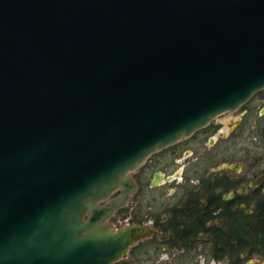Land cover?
Segmentation results:
<instances>
[{"label": "water", "instance_id": "95a60500", "mask_svg": "<svg viewBox=\"0 0 264 264\" xmlns=\"http://www.w3.org/2000/svg\"><path fill=\"white\" fill-rule=\"evenodd\" d=\"M262 88L264 0H0V264L164 238L106 222L129 172Z\"/></svg>", "mask_w": 264, "mask_h": 264}, {"label": "flooded vegetation", "instance_id": "af4514ba", "mask_svg": "<svg viewBox=\"0 0 264 264\" xmlns=\"http://www.w3.org/2000/svg\"><path fill=\"white\" fill-rule=\"evenodd\" d=\"M247 101L238 106L241 114L249 108ZM239 122L240 119H228L226 133L219 130L218 124L208 123L177 139L170 144V162L153 171L152 182L155 174L157 180L164 181L180 176L174 183L177 189L161 202L163 210L152 217L151 223L165 235L164 238L150 237H155L160 248L168 253L167 262L188 256L187 259L198 264V254L206 250L207 257L217 264L221 261L242 264L251 257L264 255V166H260L258 157L244 158L236 156L234 149L227 151L226 142L236 138ZM168 170L171 172L166 175ZM112 196L113 193L109 198ZM232 213L236 216L239 245L235 258L230 261L224 255L215 256L213 247L218 244L216 235L227 229Z\"/></svg>", "mask_w": 264, "mask_h": 264}, {"label": "rangeland", "instance_id": "374dc122", "mask_svg": "<svg viewBox=\"0 0 264 264\" xmlns=\"http://www.w3.org/2000/svg\"><path fill=\"white\" fill-rule=\"evenodd\" d=\"M246 105H248L249 108L242 114L240 107H237L232 111L217 115L209 123L211 125L218 124L219 130H223L224 133H226L229 130L226 121L228 119H240V122L236 125V131H238L234 136L236 138L232 141L226 142L229 146L227 151L234 149L235 151H233L236 153V156L244 158L248 155L249 157H258L260 166H264V88L255 92L247 101ZM217 133L218 132H216V134ZM169 148L170 145L154 151L145 158L137 168L129 172L131 178L136 181V187L129 194L127 200L110 214L106 220L107 223L111 224L114 228H119L123 225L137 222L135 219L139 217V214L142 215L141 222L153 223L152 217L160 210H163L161 209V202L170 198L171 192L177 189L174 183L180 179L179 175L176 178L177 180L164 181L158 179L156 181L157 184L150 180L153 171H155L156 168L161 167L160 165L168 163L170 160ZM181 162L185 163L184 160ZM170 166V168H172L171 164ZM180 168H183V164L180 165ZM187 171V173H190V168H188ZM169 172L171 171L168 170L165 174L167 175ZM118 194L119 190L114 191L112 198L116 197ZM109 200L110 198H107L103 203L108 202ZM149 238L150 239L148 240L152 239L151 237ZM200 248L203 249L205 247L200 246ZM167 255L168 253L160 248L154 255L149 254L145 256L149 257V259L155 257V264H168L167 260H165ZM207 256V250L205 253L198 254V264H217V261ZM145 263L149 264L148 261ZM112 264L124 263L118 260ZM220 264H225V262L221 261ZM242 264H264V255L251 257L243 261Z\"/></svg>", "mask_w": 264, "mask_h": 264}, {"label": "trees", "instance_id": "16d2710c", "mask_svg": "<svg viewBox=\"0 0 264 264\" xmlns=\"http://www.w3.org/2000/svg\"><path fill=\"white\" fill-rule=\"evenodd\" d=\"M229 216L231 217V221H228L229 225L227 226V229L223 233H218L216 235L218 244L214 245L213 254L220 257L224 255L230 259V261H232L236 256L235 250L239 245V241L237 236L238 229L235 213L229 214ZM141 220L142 215L139 214V217L136 218L135 221L141 222ZM186 238L187 237H185V239ZM158 249H160V243L155 240V237H153L151 240H140L130 248L128 257L120 259V261L124 264H146V261H148L149 264H155V257L149 259V257H146L145 255H154ZM186 257L188 256L174 259L169 261L168 264H196V262L190 261ZM229 264H231V262ZM232 264H234V262Z\"/></svg>", "mask_w": 264, "mask_h": 264}]
</instances>
